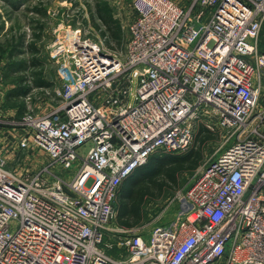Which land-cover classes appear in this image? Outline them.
<instances>
[{"label": "built area", "instance_id": "2783aa9c", "mask_svg": "<svg viewBox=\"0 0 264 264\" xmlns=\"http://www.w3.org/2000/svg\"><path fill=\"white\" fill-rule=\"evenodd\" d=\"M189 3L132 0L125 60L59 32L61 104L11 120L47 161L25 175L0 150V264H264V0ZM200 125L224 143L172 218L112 227L124 180Z\"/></svg>", "mask_w": 264, "mask_h": 264}, {"label": "rangeland", "instance_id": "374dc122", "mask_svg": "<svg viewBox=\"0 0 264 264\" xmlns=\"http://www.w3.org/2000/svg\"><path fill=\"white\" fill-rule=\"evenodd\" d=\"M176 1L183 6L190 5L189 0ZM20 2L23 3L19 5V10H16L15 5L9 7L0 1V25L3 27V30H0L2 76L0 90L8 99L2 109L7 110V115L10 112L9 106L10 110L14 109L8 120L14 118L20 120L26 112H34L37 115L49 113L61 104L62 100L57 91L62 89V82L58 77V62L54 57L53 46L57 35L64 29L81 31L85 38L101 44L103 48L122 60L126 59L130 24L135 17L132 0H21ZM106 9L121 26L123 34L120 41L111 37L115 24H106L102 21L109 15ZM261 38V41H264V28ZM39 79L44 80L47 85L37 86ZM199 127L208 129L205 125ZM199 127L196 128L191 145V147L195 145L194 148L197 151L199 149L202 155L199 167L193 171L180 172L176 183L171 182L165 175L158 176L152 183L136 181L132 186L133 189L144 188L150 194L144 198L141 205L143 217L140 223L134 224V220L131 219L128 221L131 225H122L118 216V201H116L117 210L112 227L135 228L142 233L144 231L148 237L155 226L172 218L179 207L177 200L172 202L177 193L189 184L198 169L224 143L225 133L210 129L208 130L212 132V138H207L208 136L202 133L200 141L207 139L203 143L200 141L195 143ZM22 132L20 127L0 128V150L8 159L9 169L31 175L40 164L47 161V156L38 149L20 147L19 137ZM88 149L89 144L82 154L85 155ZM165 154L173 153L156 152L157 156ZM162 185L164 190H158Z\"/></svg>", "mask_w": 264, "mask_h": 264}, {"label": "trees", "instance_id": "16d2710c", "mask_svg": "<svg viewBox=\"0 0 264 264\" xmlns=\"http://www.w3.org/2000/svg\"><path fill=\"white\" fill-rule=\"evenodd\" d=\"M108 13V17L104 18L102 21L106 24H115V28L111 33V37L116 41H120L123 34L121 26L119 22L114 19L111 12ZM36 84L37 86L41 87L47 85V83L41 79H39ZM24 91L23 93L26 94V92ZM197 132L198 133L196 134L195 143L197 141H200V135L202 133H205L208 136L207 138H212V132L204 127H199V130ZM205 140L200 142L203 143ZM194 146H192L187 152L185 151V153L181 155L165 154L157 156L155 153L150 156L149 160L147 161L148 163L137 168L128 178L124 180L119 189V194L117 195V206L119 207L118 216L122 225H131V223L128 222L131 219L134 220V224L140 223V220L143 217L141 214V205L144 201V198L150 195L148 190L144 188L133 189V184L136 181L152 183L160 175H165L171 180V182L176 183L180 172L186 170H196L199 167L200 162L202 161V155L199 149L197 151ZM158 190H164L163 185L159 186Z\"/></svg>", "mask_w": 264, "mask_h": 264}, {"label": "crops", "instance_id": "0c3cea01", "mask_svg": "<svg viewBox=\"0 0 264 264\" xmlns=\"http://www.w3.org/2000/svg\"><path fill=\"white\" fill-rule=\"evenodd\" d=\"M0 1L4 2L9 7H12L15 5L16 10H19V5L23 3V2H20L21 0H0ZM189 2H190V0H189ZM0 30H3V27L1 25H0ZM1 80H2V76H1V72H0V85L2 86ZM6 102H8V99L6 96H4V92L2 93V91H1L0 92V117L6 118V119L0 118V128H15L14 126H12V121L10 122V120H8L10 118L9 115L11 114V116H12L14 109L12 108L10 110V106H9L8 111H10V112L8 113V115L6 114L7 110L2 109V107L5 106Z\"/></svg>", "mask_w": 264, "mask_h": 264}]
</instances>
